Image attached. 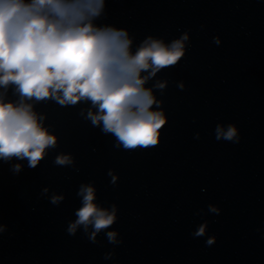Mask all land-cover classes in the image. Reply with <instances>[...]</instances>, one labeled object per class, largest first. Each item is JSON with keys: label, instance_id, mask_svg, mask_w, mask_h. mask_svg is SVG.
Returning <instances> with one entry per match:
<instances>
[{"label": "water", "instance_id": "95a60500", "mask_svg": "<svg viewBox=\"0 0 264 264\" xmlns=\"http://www.w3.org/2000/svg\"><path fill=\"white\" fill-rule=\"evenodd\" d=\"M92 22L126 30L132 51L148 37L168 44L188 34L178 64L145 84L166 117L159 144L116 147L87 118L98 111L90 101H26L57 143L36 168L0 160V264H264V0H104ZM0 93L19 102L11 85ZM218 125L235 126L239 143L218 141ZM58 155L73 163L56 165ZM82 184L98 206L116 208L94 243L91 227L67 231ZM201 225L205 235L194 236Z\"/></svg>", "mask_w": 264, "mask_h": 264}, {"label": "clouds", "instance_id": "9594fccd", "mask_svg": "<svg viewBox=\"0 0 264 264\" xmlns=\"http://www.w3.org/2000/svg\"><path fill=\"white\" fill-rule=\"evenodd\" d=\"M103 7L104 0H0V88L7 90L11 85L19 97V102H13L0 93V160H27L29 168H36L45 150L56 146V136L26 102L33 99H52L60 106L90 101L98 111L89 110L87 118L93 126L102 123V131L116 138L118 148L130 151L159 144L166 117L162 110H154L160 102L145 84L161 70L178 64L185 55L188 34L168 44L148 37L132 51L133 41L126 30L94 26L92 21ZM214 42L219 44V38ZM154 87L163 91L165 84L158 82ZM178 87L182 90L183 83ZM215 131L218 141L239 143L235 126L225 130L218 125ZM54 163L68 166L73 161L58 155ZM12 170L19 172L21 165H13ZM111 183H116L114 176ZM77 195L82 206L67 231L74 235L83 226L87 233L91 227L89 240L94 243L96 235L116 221L115 205L111 211L98 206L91 185L82 184ZM62 199L53 196L51 203ZM209 211L219 214L211 205ZM205 227L201 225L194 236H204ZM106 238L117 243L114 231H107ZM214 242V237L206 240L209 246Z\"/></svg>", "mask_w": 264, "mask_h": 264}]
</instances>
